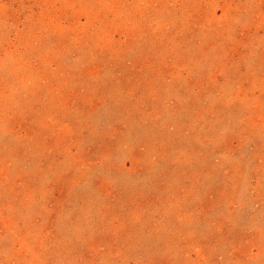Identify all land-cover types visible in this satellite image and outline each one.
<instances>
[{
    "label": "rangeland",
    "instance_id": "rangeland-1",
    "mask_svg": "<svg viewBox=\"0 0 264 264\" xmlns=\"http://www.w3.org/2000/svg\"><path fill=\"white\" fill-rule=\"evenodd\" d=\"M0 264H264V0H0Z\"/></svg>",
    "mask_w": 264,
    "mask_h": 264
}]
</instances>
